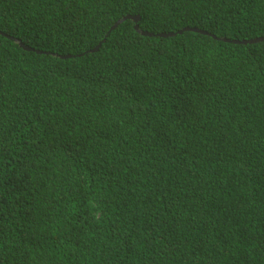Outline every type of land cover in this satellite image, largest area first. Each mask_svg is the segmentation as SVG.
<instances>
[{
    "label": "trees",
    "instance_id": "16d2710c",
    "mask_svg": "<svg viewBox=\"0 0 264 264\" xmlns=\"http://www.w3.org/2000/svg\"><path fill=\"white\" fill-rule=\"evenodd\" d=\"M258 38L264 0H0V264H264Z\"/></svg>",
    "mask_w": 264,
    "mask_h": 264
},
{
    "label": "water",
    "instance_id": "95a60500",
    "mask_svg": "<svg viewBox=\"0 0 264 264\" xmlns=\"http://www.w3.org/2000/svg\"><path fill=\"white\" fill-rule=\"evenodd\" d=\"M127 18H130V19H132V20H134V21H137L138 20V17L137 16H126V17H124V18H122V19H120V20H118L117 22H116V24H119L120 22H122L124 19H127ZM137 28V27H136ZM185 30H189V31H194V32H198L199 30H196V29H189V28H185ZM160 36H166V35H172V34H163V33H161V34H159ZM264 38H258V39H250V40H248V41H243L244 43H246V42H257V41H262Z\"/></svg>",
    "mask_w": 264,
    "mask_h": 264
}]
</instances>
